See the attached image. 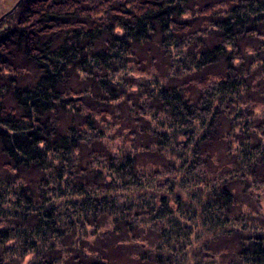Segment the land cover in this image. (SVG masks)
<instances>
[{
	"label": "trees",
	"instance_id": "trees-1",
	"mask_svg": "<svg viewBox=\"0 0 264 264\" xmlns=\"http://www.w3.org/2000/svg\"><path fill=\"white\" fill-rule=\"evenodd\" d=\"M5 19L0 264H264V0Z\"/></svg>",
	"mask_w": 264,
	"mask_h": 264
},
{
	"label": "rangeland",
	"instance_id": "rangeland-1",
	"mask_svg": "<svg viewBox=\"0 0 264 264\" xmlns=\"http://www.w3.org/2000/svg\"><path fill=\"white\" fill-rule=\"evenodd\" d=\"M16 1L17 0H0V17L5 15L4 13L9 11L10 8L13 7V5L15 4ZM13 12H11V13H13ZM8 16H10V15L5 16L0 21V29L2 27L3 21H5L6 20L5 18H7ZM13 49H14L13 50L14 54L15 53L16 54H15V59L12 60V62L16 63L20 67H26L29 70V72H31L34 75L37 72V67H36L35 63L30 62L28 58H25L24 56H22V54H19L16 48H13ZM4 74H6V73L4 72ZM27 78H29V77L27 76ZM3 79H5V81L7 80L5 77H3ZM185 193H187V192H185ZM261 198H262L261 205H262V208L264 209V195ZM216 244L217 245L215 246V248L217 247L220 249V248L227 246V245L231 246L233 243H231L230 240L227 238V239H222L219 242H216ZM111 256H114L117 259H120L121 264H134L131 260H129L130 258L128 257L126 250H122L120 248L116 249L111 253Z\"/></svg>",
	"mask_w": 264,
	"mask_h": 264
},
{
	"label": "water",
	"instance_id": "water-1",
	"mask_svg": "<svg viewBox=\"0 0 264 264\" xmlns=\"http://www.w3.org/2000/svg\"><path fill=\"white\" fill-rule=\"evenodd\" d=\"M21 1H22V0H17V1L15 2V4L13 5V7H11L9 11L5 12V13H4L5 15H3V16L0 17V21H1L5 16L10 15L11 12H13L15 9H17V7L20 5Z\"/></svg>",
	"mask_w": 264,
	"mask_h": 264
}]
</instances>
